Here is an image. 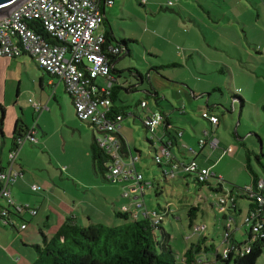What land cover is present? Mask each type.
Instances as JSON below:
<instances>
[{"label":"rangeland","instance_id":"rangeland-1","mask_svg":"<svg viewBox=\"0 0 264 264\" xmlns=\"http://www.w3.org/2000/svg\"><path fill=\"white\" fill-rule=\"evenodd\" d=\"M251 1L253 0H242V6L240 3L238 4L236 0H227L228 4L226 6L219 0H209V3H205V6L202 9H199V7L196 6L195 9L192 8L190 11L187 9L182 14H180L178 8H173L175 3L173 4L170 2L167 3L166 6L171 7L172 11L162 10L159 16L153 18L152 24H150L152 31L157 30L156 27L160 26L165 36H172L175 31L173 21L179 19L180 22H183L186 17L195 18V21L199 24L197 29L199 30L200 35V44H198L201 52L200 54L201 56H208L207 63H209V65L207 66L209 69L216 65H213L212 57H219L221 55L224 59L228 60L227 54L231 52H228V49H226L225 46L228 43V40L232 41L234 43L232 56L235 57V66L232 65V67L230 65L231 63L229 64L230 61L227 62V64L232 67L231 71L233 73V77L232 75L229 76L228 73L227 75H221L214 72L210 73L211 70L205 69L206 60L194 53V60L198 63L196 74L192 73V71L184 69H170L167 71L162 69L164 74L163 76V74H160L159 72L160 69L158 71L153 70V68L160 67L167 60H173L175 57L174 55H177V50L175 51V54L171 53L168 55V53H164V51H167L169 47H167L168 45H166L160 38H158L159 41L151 46L153 49L152 53L146 52V49L139 45L136 46L134 59H127V62H123V64L126 62L125 66H123L125 69L124 78L133 82V84L137 87V91H134L133 93L125 90L120 91L121 95L119 100H116V104L118 107H122V105L127 107L125 110L127 116L119 125V131L125 137H129L133 150L134 146H136L138 152H141L142 154L137 162V172L142 174L144 178V187L147 188L150 186L151 184L149 183H153L154 185L153 188L146 190L147 192L145 193L146 195L144 199L146 206L149 209L155 208L161 213L163 212L159 210L160 207H170V210L174 214L171 215V217H164V228L167 231L166 233L170 236L169 244L172 246V250L175 254L176 264H185L184 254L186 250L189 249L193 243H196L201 236L207 238V247H214V249L210 250L208 253L201 254L204 264H216V250L220 255H223L225 250L230 248L231 242L225 241L227 233L232 235L233 239L239 244H244L249 240L248 235L250 228L249 226H246L245 221L248 217L249 205H251V201L246 198H238V210L235 211L232 203L230 202L225 209V214L221 212L223 207H219V204L220 200L223 199L229 192L234 191L233 194L236 196L238 193H236L235 189H244L248 186L251 187V174L246 169V152L248 149L252 151V154L248 155L251 167L259 174L260 177L264 176L262 168L264 166V108L262 106L257 107L255 105L246 107L243 110L244 114L241 119V104L239 108L237 105L238 109L235 112L233 108L236 105L234 106L232 101V91L235 87L233 84L234 81L238 82V85L247 81L246 85L248 87L246 89V95L248 97V101H255L259 96H264V90L260 86H255L258 90V93L256 94L255 87L252 85L254 84L253 81H255L254 85H258L260 83L256 80L258 78L257 75L264 76V0H259V8H257ZM213 4H215V6ZM195 5H197V3ZM246 7L249 8V12L244 9ZM193 26L195 28V25ZM182 32L189 40L192 38L189 34H187V28H183ZM192 42L194 45V37ZM223 44H225V46ZM217 49L219 51H217ZM238 53L246 61V67L252 68L240 67L243 63L239 62ZM3 59H8L9 64L3 66L1 71L5 73V76H9L6 84L0 86V107L3 108L5 112L8 110V115L12 117V115L15 114V109L20 115V108L25 104L30 105V99L34 100V89H36L37 92H41V86L39 82L33 84V79H35L34 77L37 72V66L30 57L23 56L17 59ZM219 59L220 63H224L221 58ZM178 60L182 61V59L179 58ZM189 63L192 64V60ZM130 68L139 71L144 78L138 79ZM249 70L252 71V73ZM157 72H159V74ZM155 73L158 74V77L163 78V80L174 78L178 81H182L181 83L185 85V89L187 90L190 88L188 84H185L183 81L196 88H199L200 85L203 87L206 84L209 85V83H212L223 89L224 97L218 92L215 93L211 99L213 102L217 101L221 105L220 110L217 111L221 118V125L219 128L215 125L213 127L207 119L203 118L204 112L209 113L206 106V99H204L203 102H195L193 101L195 97L191 95L192 97H190V100L185 101L187 111L185 115L170 112L171 118L177 126L179 135L180 133H185L186 131L187 135H191V137H193V140H191L190 143L192 145L196 144V148L199 147V143L197 142L201 136L207 138V135L204 133L206 131L211 134L215 133L217 137L220 138L221 142H226L223 144L225 146V150L220 146L221 148L216 150L215 158H211V163L207 165L213 167L212 173L224 180L222 185L224 187L223 192L210 189L213 186L216 187L215 179L210 180L211 187L200 185L194 178H190V176L185 179L182 177L171 179L168 176V178L165 179L163 172H166V169H161L162 167L160 168V166L155 163L154 158L157 154L147 142L149 139L152 140L154 135L149 132L146 133V130L143 127L144 125L142 119L145 115V109L140 106V102L142 100L146 101L151 109L157 108L158 106L156 98L147 96L141 92L142 90H148L152 93L153 86L150 85V75ZM120 81H122V79ZM170 85L174 86V84ZM238 89H240V87H238ZM154 92H156V90ZM159 92L161 95L159 98L165 96V93L161 92V90ZM166 92L168 93L167 100L176 106L175 104L177 103L175 102L176 99L174 97V89L170 88L169 90H166ZM189 92L192 94L191 90H189ZM161 103L162 111L167 113H169L168 111H172L170 103L163 100ZM177 106L182 107L178 104ZM2 116L3 112L0 109V121ZM187 135L183 138V140H181L182 142H186L188 140ZM7 141H9V139ZM242 143H245V147L241 146ZM156 146L159 148L157 143ZM230 147H233V153L231 149H229ZM33 148H36L35 145L31 146L30 143L26 144V150ZM261 148L263 149L261 150ZM225 152H227V155L223 156ZM160 153L161 149L159 148L158 154ZM176 153L178 154L177 150ZM137 156L139 155L137 154ZM222 156L225 158L221 160L220 157ZM123 159L125 164H127L126 158L123 157ZM27 163L29 164V167L26 168V172L32 173L33 175L37 174V171L42 173L45 169H51V172L54 175L58 174L60 176V174H62L61 169L66 165L65 163L60 164L59 162H55L53 158L51 159L48 154H43L42 151L41 155L35 153L29 156ZM170 170L171 168H167V171ZM98 176L99 179L103 180L102 183L104 185L100 189L97 188L94 190H88L82 188L81 186H75L70 182H59L56 184V187L59 192L64 194V196L67 191L66 193L68 194L66 196L70 202H73V199L78 198V202L82 203L85 208V212L81 209L78 213L80 217V226L88 227L91 225L85 219V214L91 212L93 213V219L95 221L94 224L110 227L120 226L124 224V220L116 217V211L119 210V207H116L115 209V205L111 203L109 205V208L111 209L110 213L104 215V213L101 212L102 214L98 215L95 212V208H89L88 203H95L94 207H96V202H100L96 197L102 196L103 192L111 190L112 188L115 190L118 189L120 194L122 192V196L128 192L130 195H134L137 191L134 193L133 190H137L140 185H138L136 181L129 180L114 183L107 181L99 174ZM122 187L123 190H121ZM33 195L38 194L33 193ZM0 201L7 205L6 200L2 199ZM79 204L80 203H76L78 207ZM50 205V210L47 209L48 204L41 209V212L39 210L38 214L41 216V222L39 221L38 225L37 222L32 224L30 221L28 224V232L34 231L36 240L37 242H40V246L43 243V237L39 230H42L53 238L64 226V223H62L63 218L61 217L65 214L63 208L53 202H51ZM192 208L199 209L194 224L197 227H204V230L196 232L195 228H190L189 211ZM25 214H28V212ZM225 215L227 218H225ZM47 216H50L49 221H47ZM29 218L31 217L29 216ZM17 220L22 223L20 219ZM34 225L36 226L35 228ZM28 232H26V234ZM156 236L159 240H163L161 229L156 230ZM31 243L36 242L35 240L28 242V244ZM243 246H245V244ZM32 249L24 250V253L26 254L25 259H28V261H30V254L35 257L34 259L37 258L36 251ZM257 264H264V253L259 258Z\"/></svg>","mask_w":264,"mask_h":264},{"label":"crops","instance_id":"crops-1","mask_svg":"<svg viewBox=\"0 0 264 264\" xmlns=\"http://www.w3.org/2000/svg\"><path fill=\"white\" fill-rule=\"evenodd\" d=\"M223 5L227 6V0H219ZM238 4H241L242 0H236ZM250 1V0H248ZM172 2L173 8H178V11L180 14L184 13L187 9L190 11L192 8L195 9V7H199V9H202L205 6V3L208 4L209 0H148L147 4H143L142 0H114V4L112 6L105 5L104 0H100V9L103 14L102 18V24L101 28L106 33V36H109L112 40L111 44H117V41L127 40L132 41V44L130 46V54H128L126 57H124V54L120 55L119 57H115L113 59V76L116 78V85L117 87H120L122 91H128V92H134L137 91V87L133 84V82H130L127 78H124V74L120 76V72H124V67L126 64V60H132L134 59L136 46H143L146 50V52H153L152 45L155 44L158 40V38L162 39V41L168 45L169 49L167 51H164V53L175 54V51L177 50V55H174L173 60H167L162 64L161 66H167L172 63H178L180 66H177L175 68L168 67V68H160V74H163V70L167 71L170 69H184L188 71H192V73L197 72L198 63L194 60V54L198 55L201 58H204L205 61V69L211 70L210 73H219L221 75H232L233 73L231 71L232 65L235 66V57L232 56V49L234 43L230 40H228V45L223 44L226 49H228V52H231L227 54L228 60L224 59L221 55L219 57H212V63L213 65L216 64L214 67L209 69L207 65V55L201 56V52L199 49L198 44H200V35L199 30L197 29L199 27V24L197 21H195V18L192 17L185 18L183 22H180L179 19L176 21H173V27H175L174 35L172 36H165V34L162 32V28L160 26L156 27L157 30L152 31L150 28V24H152V20L155 17H158L162 10L165 11H172L171 7L166 6L167 3ZM254 5H256L257 8H259L260 2L259 0H253L251 1ZM197 3V5H195ZM215 6V4H213ZM242 5V4H241ZM243 6V5H242ZM222 7V5H221ZM247 12H249V8L246 7ZM207 11V10H206ZM191 16V15H189ZM215 24V23H214ZM195 25V28L194 26ZM187 28L188 33L192 38L189 40L187 36L183 35L182 29ZM194 37L195 46L193 45L192 39ZM175 42V43H172ZM179 44V45H177ZM172 45V46H171ZM216 50V49H214ZM231 50V51H229ZM217 51H219L217 49ZM194 53V54H193ZM179 55V56H178ZM239 55V62L243 63L240 67L242 68H252V67H246V61L243 59V57L238 53ZM27 56V55H23ZM22 56V57H23ZM153 56V55H149ZM163 56V55H161ZM213 56V54H212ZM30 57V56H27ZM156 57V56H154ZM31 58V57H30ZM179 59H182V61H179ZM219 58L223 60L220 63ZM32 61H34L35 65L37 66V72L35 75V79H33V84H36L39 82L41 86V92H37L36 89H34L33 92V99L29 101L30 105H23L20 109L21 114L19 115L16 112V109L14 110L15 114L10 117L8 115V110L5 112V119L6 121L3 122L2 131H0V169H3L7 166L8 163V153L12 150L13 147V141L15 136V132L17 129V125H21L22 132L29 133L33 132V138H35V142L28 141L26 142L23 147L21 148L20 152L18 153V159H17V166L15 169L19 171L21 174L18 182H16L11 187L12 192V201L15 205H31L33 209H36L38 212L41 209L48 204L47 209H51V202L58 204L61 208H63L64 215L61 216L63 218V222L65 224L67 219H73L75 223L80 225L79 222V215L78 213L81 211L85 212V208L83 207L81 202H78L77 199H73V202L68 200V197L66 196L68 193L65 192V196L63 193L59 192L57 189V183H73L75 186H81L84 189L88 190H94L97 188H102L103 180L99 179L98 174L94 172L93 167V160H92V151L91 148L95 142V139H97L96 132L86 123L80 121L74 110V105L71 96L68 94L66 87L64 83L57 80V78L52 77L45 73L42 68L36 63V61L31 58ZM192 60V64L189 63ZM8 59L0 58V86L6 84V81H8V76H5V73H3L1 68L5 66L6 64H9ZM126 61L124 64L123 62ZM230 61V62H229ZM232 66H230L229 64ZM181 63V64H180ZM33 65V63H32ZM222 66V67H221ZM35 68V67H34ZM36 69V68H35ZM132 69V68H130ZM163 69V70H162ZM226 71H225V70ZM250 71V70H249ZM159 72H157L159 74ZM252 73V71H250ZM158 74H151L150 75V81L153 84L154 89L158 93L157 96H152L154 98L158 97L157 101V108L151 109L148 104L147 107L150 108V112L152 113H162V115L166 116L168 119V122L172 125H174V129L171 125L169 126H160L159 129L155 132L154 138H152L153 143L151 147L154 149L156 154L158 153V149H169L173 156L169 160H165L162 164V169L167 170V168H171L172 163H180V164H189L190 162H196L200 166H203L205 168L211 169L212 166H207L209 163H211V158H215L216 150H210L209 148H201L199 145L198 148H196V144H191V140H193V137L191 135H187V132L180 133L177 129V126L175 125L174 121L171 118L170 112L174 113H180L184 112L185 115L187 113L186 111V105L185 101L190 100L191 95H193L194 100L197 102H203L204 99H206V106L207 109L213 108V110H209V114L211 116H216L220 119V124L217 126V128L221 125V118L218 114V110H220L221 105L219 102H213L211 99L215 93H221V95L224 97L223 89L217 85H214L212 83H209L199 88L193 87V85H189V83L183 81L185 84H188L190 89H185V85L181 83L182 81H178L174 78H169L168 80H163V78L158 77ZM132 75V73H131ZM164 76V74H163ZM258 80L260 83L258 85L252 84L255 86H260L264 90V76L257 75ZM122 79V81H120ZM196 79V78H195ZM238 82L234 81V90L232 93H235L238 95V97L242 98L244 100V104L240 103L238 99L232 98V101L234 103L233 110L236 112L241 104V113L240 118L243 117V110L246 107H249L251 105H255L257 107L262 106L264 108V96H259L258 99L255 101H248V97L246 95V89H247V81L240 83V85L237 84ZM174 84V86L170 85ZM177 84V85H176ZM180 85V86H179ZM238 85V86H237ZM135 86V87H134ZM36 87V86H35ZM129 87V88H128ZM163 87V88H162ZM165 87V88H164ZM240 87V89H238ZM170 88L174 89L175 92V99L176 103L178 105H181L182 107H178L177 104L174 106L171 102L167 100V92L166 90H169ZM120 90V91H121ZM165 93V96L162 98H159L160 91ZM189 90L192 91V94L189 92ZM120 91L119 94H117L118 99L120 98ZM148 91V90H147ZM149 92V91H148ZM189 92V94H188ZM150 93V92H149ZM155 93L152 91V94ZM255 93H258V90L255 87ZM209 94V97H208ZM162 100L167 101L171 104L172 111H168L169 113L162 111ZM144 101V100H142ZM141 101V102H142ZM239 104H238V102ZM34 103H40L42 106L45 107L43 111H36L34 108ZM238 105V108H237ZM125 109L127 108L124 106ZM7 113V115H6ZM127 116V115H126ZM125 116V118H126ZM144 117V116H143ZM211 124V123H210ZM212 125V124H211ZM213 126V125H212ZM214 127V126H213ZM205 128V127H204ZM1 129V127H0ZM145 129V128H144ZM3 132V133H1ZM147 133V132H146ZM206 137H200L198 139L197 143H200L202 139H206L209 141L212 138H216L219 140V148L223 147V145L226 142H221L220 138L217 137L215 133H210L208 131L204 132ZM120 135L125 139V142L127 144L126 152L128 154L123 155V157L126 158L127 164H129L131 157L142 156L141 152H138L136 146H134V150L131 147L130 139L129 137H125L123 134ZM188 136V140L186 142H182L183 138L185 136ZM2 137V138H1ZM147 138V137H146ZM4 141H3V140ZM9 139V141H7ZM157 139V140H156ZM240 139V137H239ZM151 140V139H149ZM158 144V147L156 146V143ZM8 142V143H7ZM30 143L31 146L35 145V149L26 150V144ZM40 148H39V147ZM221 146V147H220ZM245 147V143L244 146ZM218 148V149H219ZM247 148V147H246ZM217 149V150H218ZM232 153L234 152L233 147H230ZM248 149V148H247ZM176 150L178 151V154L176 153ZM225 150V149H224ZM223 150V152H224ZM41 151L43 154H48L50 158L54 159L55 162H59L60 164L65 163V167L61 169L62 174L60 176L54 175L51 172V169H45L42 173L37 171V174L33 175L32 173L26 172V168L29 167V164L27 163L28 157L32 154L38 153L41 155ZM250 151L252 154V151L250 149L247 150V152ZM246 152V153H247ZM137 153V154H136ZM227 154L224 153L223 156ZM220 157L221 160L225 157ZM52 164V161H51ZM137 169V164H136ZM46 171V173H45ZM138 171V169H137ZM165 172V171H164ZM214 174V173H213ZM216 175V174H215ZM188 177V174H179L178 177L186 178ZM184 178V179H185ZM194 178V177H190ZM195 179V178H194ZM196 180V179H195ZM143 184H144V178H143ZM151 186L143 189V191L138 190L136 194L130 195L129 192L125 193L122 196V192L120 194L118 189L112 188L111 190L103 192L102 196H97L96 198L99 199L100 202H96L97 205L94 207L95 203H88L89 208L93 209L95 208V212L98 215H101L103 212L104 215H107L110 213L111 209L109 208V205L112 203L116 207H119L118 211H122V208L127 207L128 210L132 212V218L138 219V220H144L146 219L145 213L149 212L151 215L154 214V212H158L161 214L160 211L157 209H149L145 204V193L147 192V189L153 188V183H149ZM210 184V182H209ZM32 186H37L39 188V191L33 192ZM132 186V185H130ZM223 186H216L212 187V189H219L220 192H223L224 187ZM123 190V187L122 189ZM104 191V190H103ZM125 191V189H124ZM134 193L136 190H133ZM140 191V192H139ZM38 194V195H33ZM109 192V193H108ZM105 193V194H104ZM118 194V195H117ZM226 194V193H224ZM231 194L232 193H228ZM116 195V196H115ZM235 200H237L235 194L232 195ZM138 197V199H137ZM231 201H229L230 204ZM76 203H80L79 207L76 205ZM141 203L142 206L138 207V204ZM227 204V206L229 205ZM239 202L236 201V204L233 205L235 211L238 210ZM0 205L5 207L8 206L3 202L0 201ZM252 205V204H251ZM114 209V211H115ZM161 208H159L160 210ZM12 208L11 211L14 214L15 211ZM116 211V213L118 212ZM162 214H164V217H171V215H174L172 211L170 210V207L167 211L162 210ZM172 213V214H171ZM225 214V213H224ZM250 214V205H249V211L248 215ZM29 216L31 218H29ZM86 220L89 224L95 223L93 219V213H87L85 214ZM136 217V218H135ZM225 218L227 216L225 215ZM17 219H20L22 223H20ZM31 219V220H30ZM50 216H47V221H49ZM11 221L13 225L7 226V225H0V264H31L35 261V257L30 254V258L25 259L26 254L24 253L25 249H32L34 245L40 246V242H37L36 235L34 234V231L28 232L29 227L25 232H22L19 230L21 226L24 224L28 225L30 222L32 224H35L37 222V225L39 221L41 222V216L37 213L36 216H32L29 213H21L19 216L12 215ZM30 221V222H29ZM88 226V225H87ZM36 226L34 225V228ZM160 228H164V218L163 222L160 225ZM165 229V228H164ZM41 235L42 233L45 234L48 238H51L50 235L46 234L42 230H39ZM26 232H28L26 234ZM167 232V231H166ZM43 237V236H42ZM25 238V239H24ZM35 240L36 243L28 244L29 241ZM228 242H235L233 236L228 234ZM239 244V243H237ZM34 249V248H33ZM32 249V250H33ZM185 261V260H184ZM186 263V262H185Z\"/></svg>","mask_w":264,"mask_h":264},{"label":"built area","instance_id":"built-area-1","mask_svg":"<svg viewBox=\"0 0 264 264\" xmlns=\"http://www.w3.org/2000/svg\"><path fill=\"white\" fill-rule=\"evenodd\" d=\"M107 6H112L114 0H104ZM148 0H142L146 4ZM100 0H26L18 5L11 13L0 18V58L17 59L23 55L30 56L48 75L57 78L64 83L68 94L71 96L77 118L86 122L97 134V145L109 158V170L105 173V179L118 183L136 181L143 191V176L136 169L139 157H131L129 164L123 159V138L120 136V124L122 116L115 119L111 113L113 104L108 98L112 93L113 78L111 74L112 61L107 55L119 56L121 47L118 44H109L107 51L103 50L107 45L106 33L101 28L103 14L100 9ZM32 22L40 23L50 40L38 35L30 28ZM57 40V43H52ZM36 111L45 109L40 103H34ZM143 123L149 133L155 135L160 126H165L166 118L162 113H152L145 102ZM111 115V116H110ZM203 118L213 126L220 124V119L204 112ZM32 132L13 141L12 150L8 153L7 166L0 171V200L7 201L8 206L0 205V225H13L9 210L13 208L14 214L28 212L36 216L38 211L30 205H15L11 199V187L18 182L21 174L15 169L18 153L23 145L35 142ZM219 140L212 138L209 141L202 139L201 148L217 150ZM227 152H225L226 154ZM173 156L169 149H161V153L155 156L156 164L162 166L165 160ZM179 174H188L199 183H209L216 180L215 186H222L224 180L212 173L211 169L200 166L196 162L189 164L172 163L171 170L164 172L166 178L176 179ZM151 186V185H150ZM149 186V187H150ZM34 192L39 191L37 186H32ZM243 193L256 201L257 207L250 213L245 221L253 236H263L264 224L260 220L264 209V179L260 180L257 189L246 187ZM138 199V197H137ZM234 200V198H232ZM230 195L226 194L220 200L219 207L225 213L229 204ZM142 204L139 203L138 207ZM13 210V211H14ZM128 211L127 207L122 212ZM146 218H151L155 225L160 226L162 216L156 212L151 215L145 213ZM136 218V217H135ZM28 225L19 228L25 232ZM204 230V227L196 230ZM226 234L225 241H228ZM233 249L225 250L223 257L227 258ZM250 249H247L249 251Z\"/></svg>","mask_w":264,"mask_h":264},{"label":"trees","instance_id":"trees-1","mask_svg":"<svg viewBox=\"0 0 264 264\" xmlns=\"http://www.w3.org/2000/svg\"><path fill=\"white\" fill-rule=\"evenodd\" d=\"M30 28L34 30L35 33L42 36L43 38L50 40V36L44 30V27L40 25V23L32 22ZM107 45L103 50L108 49L109 44H111L112 40L109 36H106ZM52 43H57V40H52ZM117 44L121 47V54H125V50H129L131 52V44L132 41L122 40L117 41ZM125 46V47H123ZM126 48V49H125ZM125 49V50H124ZM119 55V56H120ZM118 56V55H117ZM117 56L107 55V57L113 61V59ZM118 56V57H119ZM113 63V62H112ZM180 66L178 63H172L167 66H160L157 68H153V70H159L161 67L175 68ZM134 72L136 77L141 79L144 76L136 70L130 69ZM114 69L112 68L111 74L113 78L112 85V94L108 97L112 104L113 108L111 109V113L113 116L115 115V119L118 116H122L123 120L127 113L125 112V107H118L116 104V100H119L117 94L121 90L120 87L116 85V78L113 76ZM124 74V72H120V76ZM153 91H155L154 87ZM233 94L234 99H238V101L244 104V100L235 93ZM158 97H156V100ZM146 101L140 102V106L142 107V103ZM1 106V105H0ZM3 112L2 119L0 121V131H2L3 122L5 121V111L1 108ZM209 110H213V108H209ZM184 114V112H182ZM111 116V115H110ZM136 118V117H135ZM166 118V126L171 125L174 129V125L168 122ZM143 122V119H142ZM144 125V123H143ZM145 126V125H144ZM143 126V127H144ZM145 128V127H144ZM146 130V128H145ZM148 132V130H146ZM3 133V132H1ZM28 133V132H27ZM27 133L22 132L21 125H17V129L15 132L14 139L21 138ZM121 136V135H120ZM180 136V135H179ZM122 137V136H121ZM123 138V137H122ZM123 142L125 143L123 146V153L128 154L126 152L127 144L125 139L123 138ZM150 145H152L153 140L147 141ZM244 146V143L241 144ZM92 160L94 172L96 174L101 175L105 178V173L109 170V158L106 156L105 152L100 149L97 145L96 141L94 142L92 148ZM251 152H247L246 159V169L251 174L252 187L257 189L258 183L260 180L264 179L260 177L259 174L251 167L249 162V156ZM158 165V164H157ZM160 166V165H159ZM162 166H160L161 168ZM263 172H264V166ZM162 169V168H161ZM1 171V169H0ZM164 174V172H163ZM190 176V175H188ZM165 177V175H164ZM187 177V176H186ZM191 177V176H190ZM185 178V177H184ZM166 179V177H165ZM199 183L198 181H196ZM202 186H210L209 183H199ZM212 189V187L210 188ZM215 190V189H212ZM242 188L235 189L236 198H246L251 201L250 205V213L257 207L256 201L252 200L243 193ZM215 191H219L215 190ZM234 191L230 192L233 194ZM230 195V200L232 206L236 204L235 198L232 199L233 196ZM161 208V207H160ZM167 208H161L160 210L167 211ZM199 209L192 208L189 211V226L191 229H197L202 227H197L194 223L197 218ZM159 216L164 218V214H159ZM10 216L15 215L12 211L9 210ZM116 217L118 219L124 220V224L113 227V226H105L98 224H91L88 227H83L75 223L73 219H67L64 226L58 231V233L52 238H48L45 234L42 233L43 243L41 246L34 245L33 248L36 251L37 258L31 264H176L175 254L172 250V246L169 244V235L166 233V230L160 228V226L155 225L151 218H146L142 220L133 219L132 212H122L118 211L116 213ZM17 216L19 214L17 213ZM260 220L264 224V209L261 212ZM162 230V238L163 240H159L156 236V230ZM203 230V229H202ZM201 231L196 230V232ZM264 233V229L262 230ZM196 234V233H194ZM251 231H249V240L244 244H237L235 242L231 243L230 248L233 249L227 258H224L223 255H220L216 250V264H257L259 258L264 253V235L263 236H253ZM228 242V241H227ZM207 238L201 236L196 243H193L189 249L186 250L184 254L185 264H204L203 257L201 254L208 253L210 250H213L214 247H207ZM247 249H250L247 251Z\"/></svg>","mask_w":264,"mask_h":264},{"label":"water","instance_id":"water-1","mask_svg":"<svg viewBox=\"0 0 264 264\" xmlns=\"http://www.w3.org/2000/svg\"><path fill=\"white\" fill-rule=\"evenodd\" d=\"M26 0H0V18L5 17L7 15H9L11 13V11L13 9H15L18 5H20L22 2H24ZM125 47V46H123ZM126 49V48H125ZM124 49V50H125ZM129 53V50H125V54L124 57H126ZM114 64H112V68H113ZM138 79H141L139 77H137ZM142 82V81H141ZM142 84V83H141ZM150 85L153 86V84L150 81ZM139 86V85H138ZM143 94H146L147 96H157L158 93H149L147 90H142L141 91ZM209 97V94H208ZM238 102V101H237ZM239 104V102H238ZM241 106H240V111H241ZM263 148H261L262 150Z\"/></svg>","mask_w":264,"mask_h":264}]
</instances>
